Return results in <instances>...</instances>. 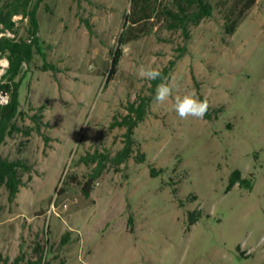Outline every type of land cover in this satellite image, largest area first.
Wrapping results in <instances>:
<instances>
[{
    "label": "rangeland",
    "instance_id": "rangeland-1",
    "mask_svg": "<svg viewBox=\"0 0 264 264\" xmlns=\"http://www.w3.org/2000/svg\"><path fill=\"white\" fill-rule=\"evenodd\" d=\"M129 7L130 0L38 5V37L55 70L43 71L34 55L20 104L45 107L41 134L16 135L1 150L31 167L13 202L0 188L1 258L24 252L36 260L40 250L39 264H264V0L229 35L217 10L189 27L187 40L156 27L122 46L108 76ZM13 19L26 37L27 19ZM171 60L164 82L178 85L174 95L206 98L207 117L181 119L173 100L157 103V87L137 75L142 65L161 71ZM139 96H150V107L133 129V154L118 169L106 161L86 197L82 186L97 162L80 158L111 159L123 147L125 129L111 123ZM235 171L240 179L231 184Z\"/></svg>",
    "mask_w": 264,
    "mask_h": 264
},
{
    "label": "trees",
    "instance_id": "trees-1",
    "mask_svg": "<svg viewBox=\"0 0 264 264\" xmlns=\"http://www.w3.org/2000/svg\"><path fill=\"white\" fill-rule=\"evenodd\" d=\"M42 0L32 3V0H0V59L5 58L8 62L4 73L0 76V92L8 96L6 104H0V188L3 187L7 193V200L11 203L15 200L22 186V178L30 171V166L26 160L20 157L11 159L1 152L2 147L8 139L16 135L29 136L30 132L36 131L41 134L42 119L44 116V106H38L27 111L21 108L20 87L23 78L26 76L29 64L33 61L34 55L43 58V71L48 68L55 70L45 61L43 43L38 37L37 9ZM257 0H130L129 11L125 16L123 29L117 38V46L112 51L109 75L114 73L122 57V46L136 41L149 34L156 27L167 31H180L184 38L189 39V27L198 26L204 19L210 18L215 10L222 17V29L227 35L235 32L236 27L251 9ZM19 16L27 19L28 27L26 37H18V29L14 17ZM9 34H12L9 36ZM183 52L185 47L178 49ZM182 55L177 56V60ZM174 60L169 61L160 73V78L151 80V91H154L158 84L166 81L170 71H172ZM150 107V96H142L136 102L127 106V113L120 120L113 118L111 128L121 127L125 129L123 133V147L111 158L101 154H88L80 158L79 162L89 165L97 162V167L90 173L87 181L82 186V191L86 197L92 190V183L101 175L105 162L109 160L111 164L118 167L126 162L133 154L135 140L132 137L133 129L142 122L146 116V111ZM34 111L32 115L29 111ZM208 116V111L205 117ZM29 119L32 127L26 126L25 121ZM45 141L47 138L45 137ZM27 142V141H26ZM25 142H20L17 151L21 152ZM137 161H144V156L138 153ZM151 174L155 170L151 169ZM240 179V173L235 171L232 174L231 184ZM36 260L27 258L21 252L13 260L2 259L0 254V264H39L40 250H35Z\"/></svg>",
    "mask_w": 264,
    "mask_h": 264
},
{
    "label": "clouds",
    "instance_id": "clouds-1",
    "mask_svg": "<svg viewBox=\"0 0 264 264\" xmlns=\"http://www.w3.org/2000/svg\"><path fill=\"white\" fill-rule=\"evenodd\" d=\"M137 75L141 79L156 80L160 78V71L151 66H141ZM178 85L174 81L161 82L155 91L154 100L157 103L164 104L169 99L174 102V111L181 119L193 117L203 119L209 109L208 100H201L194 92H187L183 95L175 94Z\"/></svg>",
    "mask_w": 264,
    "mask_h": 264
},
{
    "label": "built area",
    "instance_id": "built-area-1",
    "mask_svg": "<svg viewBox=\"0 0 264 264\" xmlns=\"http://www.w3.org/2000/svg\"><path fill=\"white\" fill-rule=\"evenodd\" d=\"M4 61H5V64H1L0 63V76L4 73L5 71V68L7 67L8 65V62L5 58H3ZM8 102V96L7 95H4L0 92V104H6Z\"/></svg>",
    "mask_w": 264,
    "mask_h": 264
},
{
    "label": "bare ground",
    "instance_id": "bare-ground-1",
    "mask_svg": "<svg viewBox=\"0 0 264 264\" xmlns=\"http://www.w3.org/2000/svg\"><path fill=\"white\" fill-rule=\"evenodd\" d=\"M5 63V62H4Z\"/></svg>",
    "mask_w": 264,
    "mask_h": 264
}]
</instances>
